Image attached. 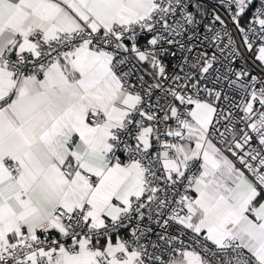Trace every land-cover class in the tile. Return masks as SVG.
<instances>
[{
    "label": "snow or ice",
    "instance_id": "snow-or-ice-1",
    "mask_svg": "<svg viewBox=\"0 0 264 264\" xmlns=\"http://www.w3.org/2000/svg\"><path fill=\"white\" fill-rule=\"evenodd\" d=\"M0 264H264V0H0Z\"/></svg>",
    "mask_w": 264,
    "mask_h": 264
}]
</instances>
